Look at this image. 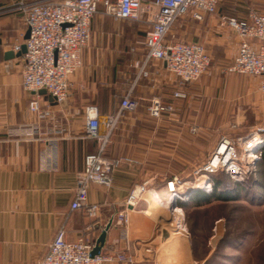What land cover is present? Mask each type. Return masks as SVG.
<instances>
[{
    "label": "crops",
    "instance_id": "obj_1",
    "mask_svg": "<svg viewBox=\"0 0 264 264\" xmlns=\"http://www.w3.org/2000/svg\"><path fill=\"white\" fill-rule=\"evenodd\" d=\"M18 2L0 0V264H38L61 227L67 241L83 235L96 243L108 222L101 252L132 253L137 258L135 264H199L190 237L176 228L173 217L166 213L168 203H157L149 192L164 194L174 177L185 184L190 156L197 160L203 155L198 141L196 146L193 143L194 137L190 150L192 127L198 133L204 126L193 115L204 106L190 103V88L198 90L204 85L180 88L163 62L146 60L144 36L152 15L144 13L141 20H114L101 9L91 21L81 67L69 78V98L64 104L56 103L39 91L52 119H38L27 108L32 93L22 87V55L5 58L9 51L16 54L12 45L26 32ZM219 3L218 14L243 17L247 12L245 1L239 9L233 4L227 10ZM185 15L175 22L167 40L198 42L230 64L237 39L230 31L219 29L217 15H205L201 21ZM176 90L183 91L185 97L175 100L172 112L159 119L145 114L152 97L170 102ZM127 94L139 102L135 112L120 110ZM90 105L97 108L98 132L101 139L106 138L103 156L119 161L110 187L92 185L88 190V201L99 207L94 217L82 209H71L84 157L96 153L102 142L84 137L85 110ZM110 116H117L111 130L107 127ZM49 128L61 132H49ZM52 140L57 147L55 165L48 158ZM141 185L145 192L127 211L128 224L123 227L116 215L126 208L130 192ZM182 186L175 185L180 197L185 192L179 194L177 188Z\"/></svg>",
    "mask_w": 264,
    "mask_h": 264
},
{
    "label": "built area",
    "instance_id": "obj_2",
    "mask_svg": "<svg viewBox=\"0 0 264 264\" xmlns=\"http://www.w3.org/2000/svg\"><path fill=\"white\" fill-rule=\"evenodd\" d=\"M102 2L104 12L114 20H141L144 13L152 15L150 28L145 32L144 47L146 60H157L164 63L167 71L172 73L180 88L196 81L209 67L210 56L205 47L198 42L167 40V35L174 22L185 14H190L194 20L201 21L205 15H217V25L220 30L230 31L237 39L236 53L227 67L228 73L257 77L258 90L264 99V13L247 9L245 16L236 17L218 14L219 0H151L144 4L143 0H37L25 2L19 0L18 9L23 15V24L28 37L22 36L12 45L13 52H20L22 45L23 69L21 83L25 91L32 93L27 104L28 111L38 119H52V113L44 108L39 91H44L56 103L66 101L70 96L69 78L82 64V52L88 46L91 32L90 25L97 12L98 3ZM147 75L146 71H142ZM185 97L181 90L173 92V99L164 102L154 96L145 108L148 117L159 119L174 110L175 100ZM139 107L137 99L129 94L120 102V110L135 112ZM86 124L84 137L102 140L96 153L84 157L83 169L75 180V195L71 209H82L89 217H94L99 209L98 204L88 201V190L92 185L110 187L112 173L118 167V160L107 159L103 156L106 138L101 139L98 132V112L94 105L85 110ZM117 116L107 119V127L111 130ZM56 127V126H55ZM49 132L60 133L56 129ZM264 126H258L249 135L238 141L222 137L219 145L211 156L194 174H213L230 163L240 166L241 157L252 148L248 146L254 136H261ZM251 135V136H250ZM49 161L55 165L57 161L56 141L52 140ZM222 147L224 149H222ZM249 150V151H248ZM222 157V164L213 167L215 157ZM172 183L177 186L184 184L177 177ZM170 184V182H168ZM144 187L134 188L127 200L126 208L116 215L120 225L128 224V210L132 209L143 193ZM183 217L176 214L172 221L176 228L184 231ZM61 227L55 233L48 245L47 251L38 264H103L106 262H126L135 264L137 258L126 252H100L91 256L95 246L88 237L79 236L75 241H67ZM150 252L149 249L146 250Z\"/></svg>",
    "mask_w": 264,
    "mask_h": 264
},
{
    "label": "rangeland",
    "instance_id": "obj_3",
    "mask_svg": "<svg viewBox=\"0 0 264 264\" xmlns=\"http://www.w3.org/2000/svg\"><path fill=\"white\" fill-rule=\"evenodd\" d=\"M244 1L248 4L246 10L251 8L264 13V0H219V7L227 10L234 4L239 9ZM101 9L102 2L97 7ZM180 18L182 16L177 20ZM208 54L209 67L196 81L189 83L190 87L198 83L204 85L198 90L190 88V103L199 102L204 106L193 112L198 117L197 122L200 120L204 126L198 133L192 127L190 150L194 148L191 142L196 146L197 140V148L203 155L197 160L190 156L188 181L183 189L177 188L179 194H185L178 197L175 191L177 195L164 209L172 217L178 213L183 217L184 232L190 237L199 264H264V160L260 154L264 141L258 146L248 145L255 149L248 150V155L244 153L240 166L227 160L226 165L231 164L236 174L225 167L209 175L193 173L211 156L222 137L238 141L256 127L264 126V99L258 90L257 77L228 73L229 60L223 56L220 60L216 52ZM260 138L264 139V133ZM222 157L213 159V167L222 164ZM204 176L206 184L201 183ZM197 194L199 205L195 200ZM180 202L185 208L179 207Z\"/></svg>",
    "mask_w": 264,
    "mask_h": 264
},
{
    "label": "bare ground",
    "instance_id": "obj_4",
    "mask_svg": "<svg viewBox=\"0 0 264 264\" xmlns=\"http://www.w3.org/2000/svg\"><path fill=\"white\" fill-rule=\"evenodd\" d=\"M263 141H264V139H261L260 136H254V137L251 138V140L249 141L248 145L250 144V145H253V146L254 145L258 146V145L262 144ZM250 142H252V144ZM252 149H255V148H252ZM230 158H228L227 160H229ZM228 165H230V167ZM228 165L227 166H228V170L229 171H231L233 173L236 172V171H234V169H231V164H228ZM169 182H170V184L166 185V191L167 192H164V194L161 195L158 191L151 190L149 192V197L151 199H153L154 201H156L157 203H159V202L160 203H167V202L172 201L177 194L175 195L176 188H175L174 184L171 181H169ZM206 182H207V178L204 176V178H203L201 183L202 184H206ZM178 197H180V196H178Z\"/></svg>",
    "mask_w": 264,
    "mask_h": 264
},
{
    "label": "water",
    "instance_id": "obj_5",
    "mask_svg": "<svg viewBox=\"0 0 264 264\" xmlns=\"http://www.w3.org/2000/svg\"><path fill=\"white\" fill-rule=\"evenodd\" d=\"M28 37V31L25 32V35H24V39H26ZM25 52V46L22 45L21 47V51L14 54L12 53L11 51H9L8 53L5 54V58H12L14 57L15 55L18 56V55H22L23 53ZM61 103H65V101L61 102ZM110 226V222L107 223V225L104 227V229L101 231L100 235L97 237L96 239V243H95V246L94 248L92 249L91 251V256L95 255V254H98L101 252V248L103 247L104 243H105V239H106V233H107V230Z\"/></svg>",
    "mask_w": 264,
    "mask_h": 264
},
{
    "label": "trees",
    "instance_id": "obj_6",
    "mask_svg": "<svg viewBox=\"0 0 264 264\" xmlns=\"http://www.w3.org/2000/svg\"><path fill=\"white\" fill-rule=\"evenodd\" d=\"M219 3V2H218ZM260 154L262 155V159L264 160V147H262L261 149H260ZM214 181H218V179L217 178H214ZM203 195V194H202ZM206 198V197H205ZM207 199V198H206ZM205 199V200H206ZM195 200H196V203L199 205V204H201L200 203V201H199V194H197V195H195ZM179 207H181V208H185V205H184V203H179Z\"/></svg>",
    "mask_w": 264,
    "mask_h": 264
}]
</instances>
